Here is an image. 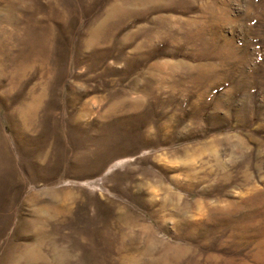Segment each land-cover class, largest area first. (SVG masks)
Instances as JSON below:
<instances>
[{
    "label": "rangeland",
    "instance_id": "374dc122",
    "mask_svg": "<svg viewBox=\"0 0 264 264\" xmlns=\"http://www.w3.org/2000/svg\"><path fill=\"white\" fill-rule=\"evenodd\" d=\"M0 264H264V0H0Z\"/></svg>",
    "mask_w": 264,
    "mask_h": 264
}]
</instances>
